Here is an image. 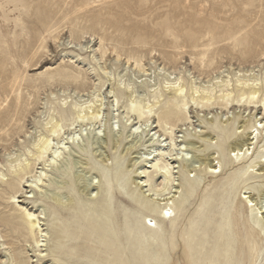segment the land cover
<instances>
[{
  "label": "rangeland",
  "instance_id": "obj_1",
  "mask_svg": "<svg viewBox=\"0 0 264 264\" xmlns=\"http://www.w3.org/2000/svg\"><path fill=\"white\" fill-rule=\"evenodd\" d=\"M245 37L254 40V45L243 56L242 45L235 46L232 39ZM211 41L214 44L210 46ZM207 50L210 57L215 58L209 68L203 67L199 58ZM263 53L264 0H0V98L4 106L12 101L14 107L9 125L0 135V168H5L3 165L11 152L14 157L20 153L23 155L22 152L25 157L28 155L29 144L36 135L28 136L26 133L32 129L33 118L41 110L39 99L51 91L50 86L41 87L44 90L37 88L48 79L47 73L54 75L56 70H81L87 76L84 80L87 91H82L86 93L83 96L86 99L100 75L111 78L108 74L111 71L116 77L122 75L124 79L138 81L148 77L163 81L164 70L171 72L172 76L183 74L190 78L193 75L200 81H206L217 71L233 75L238 70L249 68L264 73ZM134 60L141 61L148 72H143ZM67 87L72 92L79 91L74 84ZM63 88L61 84L52 87L53 90ZM110 88L109 81L99 95L100 99L104 97V112L100 120L87 127L77 123L75 128H65L60 137L61 141L68 142L65 153L56 164L40 163L39 167L48 172L43 191L30 200L19 198L22 206L44 209L50 260L55 264H213L214 224L205 230L200 228L201 219L205 216L200 209L206 198H210L209 207L219 204L215 211L210 209L207 212L210 223L226 211L223 202L230 198L224 187L225 170L209 174L205 180L201 173L191 172L189 178L195 181V189L185 193L184 200L178 202L171 218H162L153 207L130 199V182L122 172L127 171L129 159L137 153H132L129 158L121 152L114 153L111 145L101 148L98 142L109 139L110 134L112 137L122 134V144L127 146L132 138L129 130L137 122L135 116L128 120L123 104H120L122 107L115 106ZM17 101L19 104L15 107ZM28 104L30 109L22 112ZM212 110H192L190 124L176 128L178 144L188 143L189 139L201 135L205 130L203 121L208 117L218 116L223 120L232 114L251 117L248 116L250 110L244 111V108L234 107L230 113L220 108ZM262 113L261 110L256 111L258 118ZM20 117V125L26 130L18 133L14 127L19 124ZM112 126L114 131L110 132ZM96 131L102 133L97 135ZM75 133L79 136L72 142L69 138ZM147 134H143L142 141L146 142L151 137ZM158 135L154 142L140 145L137 152L153 151L156 154L160 147L163 151L169 150V142L164 141L165 137L158 139ZM55 142H58L57 137ZM205 146L202 141V147ZM103 151L113 157L107 165L101 161L100 153ZM217 151L212 146L204 152L217 155ZM172 152L176 154L177 151ZM190 155L193 156L194 151ZM176 166H179L174 170L177 172L176 182L182 183L183 163H176ZM82 170L90 178L98 176L95 179L99 181L96 184L99 186L97 197L91 198L83 192L81 183L74 178ZM185 174V177L189 176L188 171ZM254 186L252 193L258 196L264 190V181ZM54 191L70 194L74 201L60 209L49 196ZM0 203L4 201L0 199ZM1 209L8 210L9 207L4 208L1 204ZM150 218L156 222L154 227L147 225ZM15 220L21 223L18 218ZM0 223V231L9 234L3 239L12 242L6 245L7 250L22 247L25 243L23 224L14 230L11 224ZM5 251L0 249V257ZM28 253L32 259L35 258L32 257L36 254L34 248H29ZM261 254L256 264H264V248Z\"/></svg>",
  "mask_w": 264,
  "mask_h": 264
},
{
  "label": "bare ground",
  "instance_id": "obj_2",
  "mask_svg": "<svg viewBox=\"0 0 264 264\" xmlns=\"http://www.w3.org/2000/svg\"><path fill=\"white\" fill-rule=\"evenodd\" d=\"M232 43L235 46L242 45L241 53L245 56L252 49L254 40L245 37L232 39ZM213 44V41L209 43L210 46ZM117 56L120 57L119 54ZM199 58L201 65L206 68L211 67L215 60L214 57H210L208 50L203 51ZM134 63L143 72H148L141 61L134 60ZM217 72L206 81H200L193 75L190 78H185L183 74L172 76L171 72L165 70L163 81L149 77L139 81L124 79L122 75L121 77L114 76L112 71L111 73L105 72L110 74L111 78H104L100 75L98 82H93L92 90L88 92L86 99H83V96L87 91L84 81L87 76H84L81 70H56L54 75L47 73L48 79H42L43 81L39 82L37 88L39 90L41 87L50 86L51 91L44 98L39 99L41 107H38L41 110L33 118L32 129L26 133L28 136L36 135L33 142L29 144V149L27 148L28 155L25 157L22 152L23 155L20 153L14 157L11 152L3 165L5 168H0V183L5 185V187H0V199L4 201L0 205L4 204V208L9 207L8 210H0V222L11 224L14 230H18L19 225L23 224L25 237L22 247L11 251L7 250L9 248L6 245L12 242L3 239L9 234H3L0 231V249L6 250L3 252V257H0V264H34V262L55 264L50 260V254L47 251L49 231L44 221V209L22 206L19 204V198L24 197V200H30L43 191L47 183L45 180L48 172L39 165L42 162L45 165L56 164L65 153L69 147L68 142L61 141L60 138L65 128H75L74 125L77 123L87 127L88 124L92 125L100 120L104 112L102 108L104 97L100 99L99 95L109 81L111 85L109 93L115 97V106L123 104L127 109L128 120L130 121L135 116L137 122L129 130L130 136H128L132 138L127 146L122 144L124 138L121 133L119 136L116 133L117 137H112L113 135L110 134L109 139H101L98 142L101 148H108L111 145L115 150L114 153L121 152L129 158L132 153H137L129 159L127 171L122 172L128 177V183L130 182V188H128L130 199L153 207L159 211L162 218H171L178 202L184 200L185 193H191L195 189V181L189 178L191 172L201 173L205 180L207 175H215L222 169L225 170L224 187L230 198L223 202L227 207L226 211L210 223L207 212L210 209L215 211L219 204L215 203L209 207L207 203L210 198H206L200 209L205 215L201 219L202 227L200 228L205 230L214 224L215 258L213 264H256L264 248V190L258 196L252 193L254 184L264 181V73L249 68L243 71L238 70L233 75L229 72L225 74V71ZM55 84H61L64 88L53 90L52 87ZM72 84L76 86L78 92L76 90L72 92L67 87ZM81 92L82 95H80ZM3 104L4 101L0 98V135L9 125L13 117L11 110L14 108L12 101L6 103L5 106ZM18 104L17 101L14 106L18 107ZM38 105H40L39 101ZM29 107L30 104L22 112L30 109ZM234 107L244 108V111L250 110L248 116L251 117L246 118L240 114H232L225 120L218 116L208 117L206 121H203L205 130L201 135L189 139L188 143L178 144L176 128L179 125L190 124L192 110L211 111L214 108H220L223 112L230 113ZM258 110L263 112L259 118L256 114ZM21 118H18L19 124L14 127L18 133L25 129V126L20 125ZM138 123H140L139 126H137ZM154 123H156L155 126ZM113 127L110 132L114 131ZM156 128L159 130L153 132ZM10 132L6 131V133ZM147 132V136L151 135V137L146 142L142 141L143 134ZM100 133L102 132L96 131L97 135ZM158 133V139L165 137L164 141L169 142L171 150L163 151L160 147L156 149L158 150L156 154L152 153L153 151L143 154L137 152L140 145L154 142ZM215 135L217 136L216 141ZM75 136L76 133L69 140L75 142L79 135ZM138 136H140L139 139ZM55 137L58 138V142H55ZM202 141L206 143L205 147H202ZM212 146L218 149L217 155L204 152ZM174 150L177 151L176 154L172 152ZM192 151H194L193 156L190 155ZM100 155L105 165L113 158L110 154H106V151L101 152ZM168 155L170 158L167 157ZM216 159H218L217 163ZM181 162L184 167V182L177 183L175 178L177 172L174 170L179 167L176 163ZM77 163L85 164L82 161H77ZM77 169L79 170V167ZM186 171H188V177H185ZM97 177L90 178L82 170L74 178L81 183V190L92 198L97 197L99 193V186L96 185L99 181H95ZM25 188H30V190L27 191ZM215 190H218L217 186ZM49 196L60 209L74 201L72 195H64L59 191H54ZM16 218L21 223L16 222ZM147 225L154 227L156 222L150 218ZM31 247L36 252L35 256H32L35 257L33 259L28 253Z\"/></svg>",
  "mask_w": 264,
  "mask_h": 264
}]
</instances>
